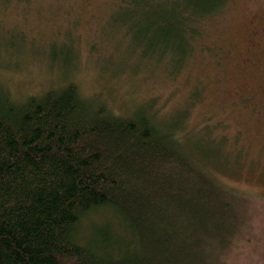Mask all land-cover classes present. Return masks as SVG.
<instances>
[{
    "label": "rangeland",
    "instance_id": "obj_1",
    "mask_svg": "<svg viewBox=\"0 0 264 264\" xmlns=\"http://www.w3.org/2000/svg\"><path fill=\"white\" fill-rule=\"evenodd\" d=\"M122 3L0 0V88L23 101L74 82L115 114L145 111L232 205L218 264H264V0H223L188 43L158 39L146 11ZM99 227L112 242L128 234L106 207L75 235L96 241Z\"/></svg>",
    "mask_w": 264,
    "mask_h": 264
},
{
    "label": "trees",
    "instance_id": "obj_2",
    "mask_svg": "<svg viewBox=\"0 0 264 264\" xmlns=\"http://www.w3.org/2000/svg\"><path fill=\"white\" fill-rule=\"evenodd\" d=\"M222 2L122 5L146 11L158 39L188 43ZM197 167L145 111L115 114L74 82L23 101L0 88V264H218L237 218ZM106 207L128 234L112 242L99 227L80 242L79 223Z\"/></svg>",
    "mask_w": 264,
    "mask_h": 264
},
{
    "label": "flooded vegetation",
    "instance_id": "obj_3",
    "mask_svg": "<svg viewBox=\"0 0 264 264\" xmlns=\"http://www.w3.org/2000/svg\"><path fill=\"white\" fill-rule=\"evenodd\" d=\"M261 33L264 35V28H262ZM264 38L263 36L261 37V39Z\"/></svg>",
    "mask_w": 264,
    "mask_h": 264
}]
</instances>
